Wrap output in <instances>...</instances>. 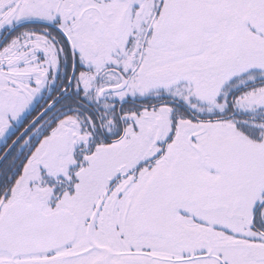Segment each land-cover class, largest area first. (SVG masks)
<instances>
[{
	"label": "snow or ice",
	"instance_id": "1",
	"mask_svg": "<svg viewBox=\"0 0 264 264\" xmlns=\"http://www.w3.org/2000/svg\"><path fill=\"white\" fill-rule=\"evenodd\" d=\"M0 264H264V0H0Z\"/></svg>",
	"mask_w": 264,
	"mask_h": 264
}]
</instances>
